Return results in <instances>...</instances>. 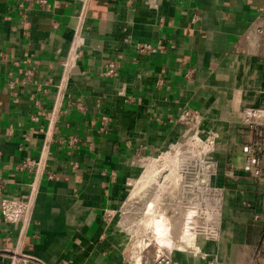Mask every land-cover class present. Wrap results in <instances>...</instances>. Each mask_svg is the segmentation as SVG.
I'll return each mask as SVG.
<instances>
[{
  "label": "crops",
  "instance_id": "crops-1",
  "mask_svg": "<svg viewBox=\"0 0 264 264\" xmlns=\"http://www.w3.org/2000/svg\"><path fill=\"white\" fill-rule=\"evenodd\" d=\"M40 1L28 0L19 13L16 0H0L4 191L28 192L31 175L16 165L43 149L55 175L38 177L22 252L44 264H129V237L105 211L141 174L140 155L185 136L174 119L188 107L200 111L201 129L218 134L212 183L223 188V200L213 238H199L197 249L173 247L170 256L176 264H250L256 257L264 264V185L240 169V145L249 135L238 121L241 108H264L257 32L264 0H89L82 53L64 75L76 1ZM136 41L155 51L139 52ZM107 60L115 62L110 76L102 75ZM24 67L34 78L22 84ZM70 133L80 139L75 147L57 143ZM229 166L233 175L225 173ZM19 228L0 221V262L17 245Z\"/></svg>",
  "mask_w": 264,
  "mask_h": 264
},
{
  "label": "built area",
  "instance_id": "built-area-1",
  "mask_svg": "<svg viewBox=\"0 0 264 264\" xmlns=\"http://www.w3.org/2000/svg\"><path fill=\"white\" fill-rule=\"evenodd\" d=\"M75 1L76 8L72 15L75 23L72 28V36L68 45L66 58L62 62V75H64V72L69 67L74 65L76 56L82 53L83 33L84 30L87 29L86 17L89 0ZM16 2L19 13H24L23 11L27 7L26 2H28V0H16ZM45 2V0L40 1L42 4ZM194 18L195 16L193 19ZM257 32L264 45V28H258ZM135 47L139 52L155 51L153 45L144 41H136ZM0 55L4 56V53L0 52ZM13 64L15 66H20L18 60H14ZM114 70L115 62L107 60L104 63L102 75L110 76L113 74ZM191 73L192 71H188L186 76H190ZM7 76L9 77L8 85L12 89V94L15 95L17 93L14 86L15 81L11 80L13 72L11 70L8 71ZM33 78L34 70L32 68H22L19 83H30L33 81ZM161 82L162 81H158V84ZM58 112L57 109L55 114ZM31 118L36 119V116L32 115ZM102 119L105 121L106 117L104 116ZM201 121L202 115L199 110L188 107L182 109L174 119V122L185 127L186 134L179 141L170 144L169 147L173 149L174 147L179 148L185 146L186 153L191 154V156H188V163H186L182 169L186 178L182 194L184 202L187 203V205L191 204L189 206H193L194 209L199 212V214H196V211H194L189 219L193 222H200L202 224V233L206 239H210L215 235V222L221 213L223 188L212 183V177L217 172V166L212 152L218 134L215 131H204L201 129ZM238 121L241 125L246 127L249 135V138L240 145L242 154L240 169L247 176L264 185V108L245 106L238 112ZM53 131H58L56 126H54ZM56 141L58 144L73 148L80 142V139L78 135L70 133L68 135L58 136ZM44 145H47L46 141ZM147 158H149V155H140V162L145 164ZM47 160L48 151L43 149L37 157H27L21 159L17 163V170L26 171L31 175V181L28 183V192L25 195H8L5 193V181L0 176V221L4 224L15 222L20 224L17 235V245L9 250L7 259L1 261L0 264H44L34 256L23 253L19 247V242L25 237L27 226L32 217L38 177L43 174L47 179H54L55 175L53 171L46 167ZM184 161L185 159L182 158L180 164H183ZM234 170L235 167L229 166L225 170V173L227 175H233L235 172ZM134 180L129 184L127 196L131 194V185H133ZM126 200L127 197L122 203ZM104 217L105 219L112 220L110 210L105 211ZM193 226L194 223L192 224V228ZM128 260L129 264H176L170 256V251H147L138 254V252H133L130 249ZM254 261L258 263L259 257L253 258L250 264H255Z\"/></svg>",
  "mask_w": 264,
  "mask_h": 264
},
{
  "label": "rangeland",
  "instance_id": "rangeland-1",
  "mask_svg": "<svg viewBox=\"0 0 264 264\" xmlns=\"http://www.w3.org/2000/svg\"><path fill=\"white\" fill-rule=\"evenodd\" d=\"M174 154L177 159L174 169L163 172L164 168H162L163 164L161 165L162 161L165 157L169 155L174 156ZM188 156H191V154L186 153L185 146H181L179 148L174 147L173 149H170L168 146L155 154L149 155L145 164H142L143 167L140 177L136 178V180L133 181V185H131V194L128 196L126 195L127 200L124 203H119L116 208L110 209L112 219L116 221L115 223L117 224V227L130 238L129 246L131 251L138 252L139 254L147 251L167 252L174 249L168 248L163 244H159L153 238H150V234L148 232H150L149 230L151 229L147 223L151 213L146 212V204L150 201L155 204L154 206H157V204H164L167 214H172V212L177 211V209L179 210L184 205H187V203L184 202L182 194L186 180L182 169L189 161ZM152 158H155L158 162L156 163V160L151 162ZM182 158H184L185 161L183 164H180ZM161 171L163 172L162 175L164 174L165 176L160 180L157 177L162 176ZM174 173L181 175V181L180 186L177 188L178 191L174 190L175 192H172V184L169 183H172ZM178 206L181 207L179 208ZM194 211H196V214H199L198 210ZM195 222H193L194 226L191 230L196 234L195 242L197 245L199 238H205V236L201 230L202 224L198 221ZM139 242H142L145 245L142 244V246L139 247L137 245Z\"/></svg>",
  "mask_w": 264,
  "mask_h": 264
},
{
  "label": "bare ground",
  "instance_id": "bare-ground-1",
  "mask_svg": "<svg viewBox=\"0 0 264 264\" xmlns=\"http://www.w3.org/2000/svg\"><path fill=\"white\" fill-rule=\"evenodd\" d=\"M175 156L176 155L174 154V156L169 155L164 158L161 163V165L163 164L162 168H164V170L162 169L163 172L174 169L175 163L177 162ZM155 160V158H152L151 162H154ZM157 162L158 161L156 160V163ZM163 172L161 171V175ZM179 175L178 173H174L172 183H169L172 184V186L170 185L172 187V192L174 190L178 191L177 188L180 186L181 181V175ZM164 176L165 175L163 174L161 177L157 178L161 180ZM154 205L155 204L151 201L146 204V212L151 213L147 223L151 229L149 230L150 232H148L150 234V238H153L156 242L163 244L168 248L175 247L183 249H197L198 246L195 242L196 234L191 230L193 221L189 220L192 211L194 213V207H187V205H184L182 208H180L181 206H178L180 208L179 210L177 209V211L172 212V214H167L164 204H157V206ZM142 244L144 243L139 242L137 245L141 247Z\"/></svg>",
  "mask_w": 264,
  "mask_h": 264
}]
</instances>
